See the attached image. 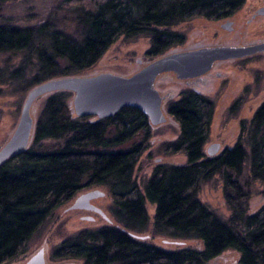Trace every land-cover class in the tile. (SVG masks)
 Returning <instances> with one entry per match:
<instances>
[{"label": "trees", "instance_id": "16d2710c", "mask_svg": "<svg viewBox=\"0 0 264 264\" xmlns=\"http://www.w3.org/2000/svg\"><path fill=\"white\" fill-rule=\"evenodd\" d=\"M72 2L77 9L76 35L49 22L0 25V52L24 58L14 77H29L35 85L79 74L94 66L120 36L146 35L151 39L148 53L160 56L185 42L179 29L183 22L233 16L247 0ZM70 94L50 95L30 147L0 164V264L23 253L55 209L91 185L108 186L121 226L104 225L68 236L53 249L51 259L75 258L84 264H208L234 249L240 253V264H264V204L251 212L249 192L241 183L249 157L250 175L264 187V102L245 128L247 136L242 131L236 144L212 156L206 154L205 145L214 102L192 89L184 91L168 111L180 123V134L170 149L185 153L187 163H158L141 189L133 173L146 148L149 117L132 106L105 118L78 116L68 103ZM46 139L60 142L45 146ZM217 173L222 175L231 210L227 219L198 196L200 183ZM147 202L156 207L153 233L197 238L203 247L166 249L132 236L131 232L149 229Z\"/></svg>", "mask_w": 264, "mask_h": 264}, {"label": "rangeland", "instance_id": "374dc122", "mask_svg": "<svg viewBox=\"0 0 264 264\" xmlns=\"http://www.w3.org/2000/svg\"><path fill=\"white\" fill-rule=\"evenodd\" d=\"M72 3V0L0 1V25L36 26L49 22L55 26L54 28L64 29L76 35L75 16L77 9L75 4ZM260 8H264V0H247L245 5L233 16L218 20L195 18L183 22L179 25V29L186 36L185 42L170 48L160 56H152L148 53L151 45L150 37L146 35L136 37L120 36L94 66L75 76H91L103 72L130 76L151 61L176 51L192 50L203 46L263 44L264 14L258 15ZM227 20L233 21L232 29L221 26ZM22 57V54L0 52V73L2 75L0 79V149L15 132L27 95L37 85H31L29 77L13 76L22 66L24 59ZM198 80H200L198 83L192 85L185 79L178 78L174 71L164 72L157 77L155 87L164 96L162 108L166 115V121L159 124L149 122L148 138L145 139L143 144V147L146 148L140 156L133 173L134 179L141 189H144V185L158 163H187L185 153H173L170 149V143L176 140L180 134V123L169 113L168 107L172 101L180 98L182 93L188 89L207 95L214 102L213 122L205 145L206 154L208 153L207 147L213 142L221 143L220 152L224 148L232 147L237 143L242 131H247L245 128H249L253 115L264 102V51H258L248 56L219 60L210 73L202 75ZM58 91L70 90L62 89L47 92L35 100L33 104L35 126L47 98ZM70 92L68 103L71 110L74 111V92ZM247 134V132L244 134L245 137ZM141 139H143V136L139 137L138 140ZM33 140L34 135L30 145ZM58 142L60 140L46 139L43 144L50 146ZM248 160H250L249 157L242 170L241 183L249 192V207L251 212H254L264 204V187L259 180L253 179L250 175ZM223 186L222 175L217 173L210 179L202 181L197 190L199 198L205 204L227 219L231 214V210L226 203ZM93 189H100L105 192L104 196L98 197V203L108 218L100 214L96 215V219L88 220L83 217L87 214L86 212L70 208L78 195ZM112 206L113 197L108 186L91 185L81 189L74 198L55 209L53 214L27 243L23 253L3 264H25L42 247L46 248L47 260L51 263L73 260L77 264H84L83 260L75 258L51 259L52 251L66 237L75 235L82 230H94L104 225L113 224L121 226L113 214ZM147 208L151 216L149 229L144 232H137L148 236L144 241L166 249H177L183 246L203 247L202 241L197 238H174L153 233L151 223L156 207L154 204L147 202ZM177 241H183L184 243H178ZM239 258L240 253L238 251L228 249L208 264H240Z\"/></svg>", "mask_w": 264, "mask_h": 264}, {"label": "water", "instance_id": "95a60500", "mask_svg": "<svg viewBox=\"0 0 264 264\" xmlns=\"http://www.w3.org/2000/svg\"><path fill=\"white\" fill-rule=\"evenodd\" d=\"M221 26L232 29L233 21L227 20ZM263 47L264 43L247 46H203L163 55L130 76L103 72L91 76H66L39 83L29 91L18 126L8 142L0 149V164L29 147L36 128L33 104L44 93L62 89L74 92L73 105L78 116L105 118L116 114L125 106H132L141 109L153 124H159L166 121L162 108L164 96L155 87V81L160 74L174 71L180 79L201 76L211 70L216 60L252 54ZM221 148V143L213 142L207 147V152L212 156L217 155ZM104 195L105 192L100 189L81 193L70 208L93 209L108 218L101 207L92 203L93 199ZM130 234L140 239L148 238L147 235L136 232ZM25 264L77 263L73 260L51 263L47 260L46 248L42 247Z\"/></svg>", "mask_w": 264, "mask_h": 264}, {"label": "flooded vegetation", "instance_id": "af4514ba", "mask_svg": "<svg viewBox=\"0 0 264 264\" xmlns=\"http://www.w3.org/2000/svg\"><path fill=\"white\" fill-rule=\"evenodd\" d=\"M259 14H264V8H260L259 10H258V15ZM264 42V41H263ZM258 51H264V47L263 48H261L260 50H258ZM257 51V52H258ZM257 52H254V53H252V54H255V53H257ZM252 54H247L246 56H248V55H252ZM220 60H224V59H220ZM217 61H219V60H216L215 62H214V66H215V64L217 63ZM213 66V67H214ZM213 67L211 68V70L213 69ZM210 70V71H211ZM210 71L209 72H206L205 74H201V76H197V77H193V78H188V79H185L186 81H188L190 84H192V85H194V84H196V83H198V81H200V80H198V79H200L201 77H202V75H206V74H208V73H210ZM200 77V78H199ZM195 91V90H194ZM197 92V91H196ZM197 93H199V92H197ZM202 94V93H201ZM98 199L99 198H95V199H93L92 200V203L93 204H95V205H97V206H99V207H101L100 205H99V203H98ZM84 211V212H86L87 214L86 215H83V217H85L86 219H88V220H94V219H96V215H100L101 213L99 212V211H96V210H93V209H77V211ZM84 218V219H85Z\"/></svg>", "mask_w": 264, "mask_h": 264}]
</instances>
